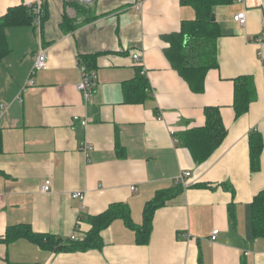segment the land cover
<instances>
[{
    "label": "crops",
    "instance_id": "0c3cea01",
    "mask_svg": "<svg viewBox=\"0 0 264 264\" xmlns=\"http://www.w3.org/2000/svg\"><path fill=\"white\" fill-rule=\"evenodd\" d=\"M36 1L0 0V18ZM44 9L41 29H6L10 52L0 59V264H264L251 208L264 189V149L253 173L249 147L252 131L264 140V0L215 9L219 67L207 73L201 94L166 56V38L195 18L183 0H96L87 7L44 0ZM239 13L245 25L234 20ZM41 51L46 68L32 75ZM86 66L97 73L89 104L76 88ZM239 77L252 80L254 99L237 118ZM206 107L219 108L227 136L197 164L180 134L206 125ZM183 172L191 174L187 185L155 211L147 245L120 219L101 233V249L49 252L26 239L5 241L20 225L81 241L92 228L88 218L114 204L127 205L141 226L146 204L182 184ZM47 183L52 192L44 194ZM77 191L86 193L84 202L73 199Z\"/></svg>",
    "mask_w": 264,
    "mask_h": 264
},
{
    "label": "trees",
    "instance_id": "16d2710c",
    "mask_svg": "<svg viewBox=\"0 0 264 264\" xmlns=\"http://www.w3.org/2000/svg\"><path fill=\"white\" fill-rule=\"evenodd\" d=\"M233 1L183 0V4L193 8L195 18L184 21L180 32L166 38L170 44L166 50V56L171 66L188 83L191 90L197 94H201L205 90L204 83L207 73L219 67L217 41L222 36V32L219 23L212 21V16L217 7L232 4ZM46 18L44 9L42 25ZM34 22L35 15L26 5L10 8L0 18V59L6 57L10 52L5 34L6 29L27 26ZM86 68L93 70L89 66H86ZM139 75L143 76L141 75V70H139ZM144 77L142 78L143 81H145ZM235 88L234 110L236 117L240 118L248 112L250 104L254 99V85L250 78L239 77L235 81ZM205 116L206 125L204 127L194 128L180 134L184 145L190 151L193 160L197 164L206 162L221 146L227 136V129L223 124L219 108L206 107ZM249 147L251 171L253 173L260 172L264 140L258 131L250 133ZM184 189V185L179 184L173 189L159 192L153 200L146 204L144 222L141 226L133 223L127 205L114 204L104 213L88 218L92 228L86 238L81 241L65 240L55 235L37 234L29 225L9 228L5 241L12 243L26 239L49 252L70 253L101 249L103 247L101 233L109 228L115 220L120 219L125 222L128 228L136 233L139 245H147L153 230L155 211L183 192ZM251 208L253 237L254 239L264 238V189L255 196ZM231 220L234 225L235 216L233 212H231ZM200 264H203L202 260Z\"/></svg>",
    "mask_w": 264,
    "mask_h": 264
},
{
    "label": "built area",
    "instance_id": "2783aa9c",
    "mask_svg": "<svg viewBox=\"0 0 264 264\" xmlns=\"http://www.w3.org/2000/svg\"><path fill=\"white\" fill-rule=\"evenodd\" d=\"M73 2L87 7L92 5L96 0H72ZM44 0H37L35 3L27 4V8L31 9L33 14L35 15V26L41 29L42 26V17L44 16V9H43ZM140 9V5L138 6ZM234 20L241 24H246V14L245 13H239L234 17ZM135 61H139V55L136 54L133 56ZM47 63V56L46 53L41 51L38 55L37 62L35 65V68L32 72V75L35 73V71L43 70L46 68ZM81 79L80 82L77 84L76 88L81 93L83 100L86 104H89L92 102L93 96H94V90L97 85V73L94 70H88L86 67L81 68ZM142 75L145 74L144 71L141 70ZM33 82L30 80L28 85H32ZM88 123L87 120L83 121V125L86 126ZM191 176L189 172H183L180 177L178 178L177 182H181L184 186L187 185L186 179H188ZM41 192L44 194H48L52 192V185L50 183L44 184L41 186ZM132 190L134 191L135 188L133 187ZM73 199L80 200L81 202L85 201L86 193L82 191H77L72 194ZM219 234L218 230H215L213 232V239L217 237ZM72 241H76V235H72L70 238Z\"/></svg>",
    "mask_w": 264,
    "mask_h": 264
},
{
    "label": "water",
    "instance_id": "95a60500",
    "mask_svg": "<svg viewBox=\"0 0 264 264\" xmlns=\"http://www.w3.org/2000/svg\"><path fill=\"white\" fill-rule=\"evenodd\" d=\"M212 21H213V22H216V21H217V19H216V15H215V14H213V16H212Z\"/></svg>",
    "mask_w": 264,
    "mask_h": 264
}]
</instances>
